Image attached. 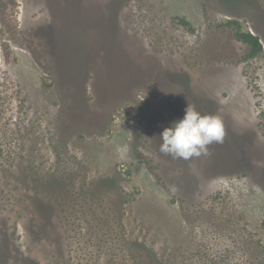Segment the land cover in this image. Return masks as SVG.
Here are the masks:
<instances>
[{
	"label": "rangeland",
	"instance_id": "374dc122",
	"mask_svg": "<svg viewBox=\"0 0 264 264\" xmlns=\"http://www.w3.org/2000/svg\"><path fill=\"white\" fill-rule=\"evenodd\" d=\"M0 264H264V0H0Z\"/></svg>",
	"mask_w": 264,
	"mask_h": 264
},
{
	"label": "clouds",
	"instance_id": "9594fccd",
	"mask_svg": "<svg viewBox=\"0 0 264 264\" xmlns=\"http://www.w3.org/2000/svg\"><path fill=\"white\" fill-rule=\"evenodd\" d=\"M224 128L221 119L212 114H202L188 103L181 119L162 131L160 152L171 157L188 160L208 153L213 143H222Z\"/></svg>",
	"mask_w": 264,
	"mask_h": 264
},
{
	"label": "trees",
	"instance_id": "16d2710c",
	"mask_svg": "<svg viewBox=\"0 0 264 264\" xmlns=\"http://www.w3.org/2000/svg\"><path fill=\"white\" fill-rule=\"evenodd\" d=\"M222 1L233 4L236 0H222ZM235 38L237 41L248 45L254 53L260 52L263 49L260 39L251 33L237 32L235 34Z\"/></svg>",
	"mask_w": 264,
	"mask_h": 264
}]
</instances>
